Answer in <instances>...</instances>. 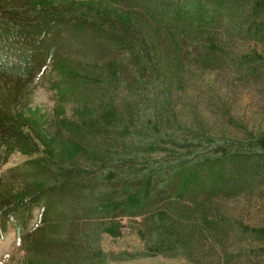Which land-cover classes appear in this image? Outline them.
<instances>
[{"label": "trees", "instance_id": "16d2710c", "mask_svg": "<svg viewBox=\"0 0 264 264\" xmlns=\"http://www.w3.org/2000/svg\"><path fill=\"white\" fill-rule=\"evenodd\" d=\"M128 4L121 9L117 0H0V168L13 153L25 157L0 173V239L13 231L27 264H103L97 235H118L113 217L131 214L139 218L133 229L150 255L223 264L215 244L227 248L232 241L245 264H264V227L216 217L220 211L213 205L264 183V125L234 121L242 138L230 141L224 132L214 138L180 124L176 108L184 101L185 79L221 63L264 86V56L244 46L246 39L264 44V0ZM84 54L99 58L84 62L108 63L103 70L74 65L70 57ZM46 69L64 81L63 96L87 102L90 92L101 93L102 122L90 126L109 127L125 144L109 139L107 151L90 145V152L80 138L84 127L65 125L52 135L16 112L25 89ZM65 130L71 139L63 140ZM206 144L220 154L192 159ZM108 149L111 156L131 159L116 163L117 169L103 162L106 171L98 167L96 177L102 193L82 208L81 194L87 191L81 199L89 200L97 190L96 183L88 185L82 156L95 161ZM154 155L160 156L157 163L147 158ZM142 165L143 172L133 169ZM124 168L127 173L120 172ZM68 193L78 197L75 210L81 214L65 202ZM79 222L90 226L86 233H79Z\"/></svg>", "mask_w": 264, "mask_h": 264}, {"label": "rangeland", "instance_id": "374dc122", "mask_svg": "<svg viewBox=\"0 0 264 264\" xmlns=\"http://www.w3.org/2000/svg\"><path fill=\"white\" fill-rule=\"evenodd\" d=\"M114 3L116 4V0H114ZM117 3L121 9L129 8V0H119V2L117 0ZM244 44V46L254 47L257 53H261L264 56V44L254 43L249 39H246ZM70 59L74 65L76 64L79 67L82 64H91L102 66V70L103 65L108 63H103V61L94 63L84 62L85 59L98 61L99 58L90 54L72 56ZM62 82L64 81L61 77L46 69L41 76L34 79L33 83L25 89L23 98L21 97V100L15 104L14 109L41 131H49L52 135H57L58 132L62 133V130L65 129L63 126L65 125L78 126V128L79 126L81 128L84 127V130H81L82 134L80 138L89 146L85 145L90 152L93 151L90 145L97 152L107 151L105 143H108L109 139L112 141L115 139L117 142L125 144V138H121L120 134L114 133V131L107 130L109 127L100 129L90 126L98 123V121L102 122L99 119V114L105 102L102 103V100H99L98 94L101 93H96V91L90 92L88 101L80 102L73 96H63L62 87L60 86ZM184 87L185 91L182 94V100L184 101L176 107L179 112L178 120L181 121L180 124H186L192 130L203 129L206 134L205 136L214 138L221 136L224 132L225 136L232 141L231 138H242V134L239 131L241 126L237 124L231 125V122L236 121V123L242 126L249 123L264 125V86L246 81V79L242 80L234 70L227 67V63H221L213 68H206L204 71L199 70L192 78L185 79ZM109 89L104 90V92L108 93ZM63 133L67 134L63 135V140L71 139L67 130ZM238 141L241 142L240 139ZM62 149L66 150L65 148ZM70 149L76 148L73 146ZM219 152V148H210L206 144L205 146H199L192 159L206 153L212 156L213 154H220ZM175 153L178 154V152ZM110 154V150L107 154H99L102 158H98L95 161L88 156H82L83 161L81 160V165L90 171V175L88 176L90 182L88 185L96 183L95 186H97V190L94 192L90 191L91 197L89 200H87L88 198L81 199L87 191L81 194L80 203L82 204V208L88 207V204L92 203L94 199H98L102 193V189L100 188L102 183L96 180L99 173V171L97 172L98 167L103 162H111L115 164L112 168L117 169L119 165L116 163L131 159L130 157L121 158L119 156H111ZM147 158L157 163L160 156H147ZM165 158L167 163L171 161V158L166 156ZM24 161V156L17 152L13 153L8 157L6 164L0 168V173L2 174L8 169L22 165ZM101 168L103 172L106 171V167H103V165ZM127 169L124 168L120 172L127 173ZM133 169L137 171L143 169V172L146 166L142 165V167H134ZM119 193L120 191L118 190V194H115L117 199L119 198ZM65 198V202L70 203L69 206L75 207L74 213L78 212L77 214H81L78 211L80 205L75 206L77 205L78 197L72 195V193H68V196ZM213 205L220 211L219 214H214L216 217L222 215L226 220L237 218L244 226L264 227V183L258 184L254 190L240 192L234 197L217 199ZM76 208L78 210H75ZM70 214L72 212L66 211V215ZM86 217L84 214L80 218L86 219ZM211 218L214 219L212 215ZM113 219L120 227L118 235L110 236L107 233H101L95 239L99 250L105 257L103 264L190 263L189 259L178 255L174 257L150 255L143 240L138 237L133 229V220H139V218L126 214L122 216L117 215ZM31 220L30 225H33L36 222V214H34ZM212 221H215V219ZM84 224L80 222L78 224L80 227L79 233L81 234L86 233V229L90 227L88 224L86 226ZM71 232L75 233L76 230H72ZM230 244L227 248L215 244L222 263L245 264V259L241 258L237 251L235 252L233 248L235 245H233L232 241ZM221 249H224V251L222 252ZM226 253L231 255V257L228 256L225 259ZM35 259L37 258L31 260L35 261ZM76 259L77 257L73 258L72 262L75 263ZM28 261L31 262L25 256L24 251L16 245L14 232L11 230L7 231L0 239V264H27Z\"/></svg>", "mask_w": 264, "mask_h": 264}]
</instances>
